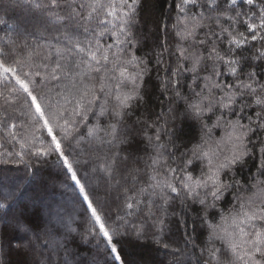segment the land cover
I'll return each instance as SVG.
<instances>
[{"label": "snow or ice", "instance_id": "6c2138e0", "mask_svg": "<svg viewBox=\"0 0 264 264\" xmlns=\"http://www.w3.org/2000/svg\"><path fill=\"white\" fill-rule=\"evenodd\" d=\"M243 2L254 10L241 13L237 10L240 0H226L223 11L220 0H180L178 7L183 15L172 28L181 41L191 43L188 47L175 46L174 67L162 59L163 53L157 54L159 71L165 73L159 79L168 107L151 121L136 120L135 126L129 125L128 119L145 101V78L151 74L148 61L135 52L140 41L134 28L140 23L142 0H8L3 5L5 10L21 6L42 9L44 23L43 30L33 26L42 42L29 33V38L19 43L9 39L7 50L0 47V85L7 92L5 95L0 90V97L6 104L22 100L26 112L21 114L28 117L27 125L21 124L18 129L5 108L0 113V128L6 129V139L19 144V162L30 164L26 155L58 159L68 180L78 188L85 212L90 214L88 236L103 239L110 264H126L123 238L134 236L139 240L146 231L143 224L131 225L133 231L129 233L125 223H109V216L81 177V161L74 157L72 141L79 145L87 140L101 148L107 145L110 151L98 157V168L109 178L117 174L120 165L126 169L124 215L118 214L116 220L125 221L127 216L142 213L153 218V226L162 234L165 216L156 212L166 213L175 194L181 204L203 206L200 219L210 231L207 244L200 250L205 257L201 264H264V179L245 188L234 175L257 149L258 173L264 177V138H260L264 133V0ZM196 7L206 8L207 14L193 12ZM233 11L234 15L230 14ZM222 18L228 22L227 27L221 23ZM5 23L0 16V24ZM240 24L245 31L239 29ZM51 26L55 27L46 35ZM201 31L204 38H199ZM106 36L113 38L111 43L103 39ZM246 51L252 54L246 55ZM186 73L192 80L188 95L182 94L181 81ZM225 76L231 81H225ZM180 101L184 103L182 112L177 106ZM208 113L216 117L211 127L205 121ZM231 115L235 119L227 118ZM90 116L95 124L88 123ZM102 118L105 124H101ZM188 118L200 122L203 135L180 154L173 167L163 158L161 149H175L176 126ZM220 127L225 135L214 141L212 129ZM138 128L155 150L143 170L138 166L140 158L133 153L126 149V154L111 151L118 145H131ZM149 129L154 135H147ZM38 132L50 139L45 142L36 135ZM162 134L166 141H162ZM254 138L259 144L253 142ZM197 164L203 167L200 176L194 177L193 165ZM242 188L251 194H238L233 211L221 215L222 223H211L208 211L229 189L239 193ZM153 197L162 202L158 208ZM185 235L189 237L185 244L195 247L191 235ZM162 246L170 247L167 243Z\"/></svg>", "mask_w": 264, "mask_h": 264}, {"label": "trees", "instance_id": "16d2710c", "mask_svg": "<svg viewBox=\"0 0 264 264\" xmlns=\"http://www.w3.org/2000/svg\"><path fill=\"white\" fill-rule=\"evenodd\" d=\"M7 2L8 0H0V16L7 21L5 24H0V47L7 50L10 47L9 39L19 43L22 39L29 38V33L37 37L38 42H42L39 32L35 31L33 26L43 30V10L28 6L9 7L5 10L3 5ZM179 4L180 0H142V5L138 9L140 23L134 31L140 43L135 52L137 56L148 61L151 74L150 77L145 78L147 91L145 101L132 110V115L128 119L129 125L135 126L134 122L138 119L151 121L162 108L167 110L168 98L161 91L159 79L165 73L159 71L161 66L157 64V54L163 53L162 59L166 64L170 62V66L174 67L175 46L182 44L188 47L191 43L181 41L174 35L175 30L172 25L176 24L178 17L183 15L179 11ZM220 4L221 11L225 10L226 0H220ZM237 10L241 13H248L254 9L240 0ZM192 11H204L207 14V9L204 7L192 8ZM230 14L234 15V11ZM221 23L225 27L228 26V22L223 18ZM54 27H49L46 35H49ZM238 27L241 31L246 30L243 24ZM199 38H204L203 31L200 32ZM104 39L112 42L113 38L106 36ZM165 45H167L166 48ZM226 47V44L221 45L222 49ZM245 54L251 55L252 53L246 51ZM221 70H224L223 67ZM224 80L230 82L231 77L225 76ZM181 83L183 85L182 94H190L191 74L186 73ZM198 83L202 86L203 82L198 81ZM0 90H4L7 95L3 85H0ZM168 96H171V93ZM177 106L182 112L183 101H180ZM5 108L18 129L21 124L27 125V115L21 114L26 112L22 100L15 104H6L4 98L0 97V113H3ZM227 118L235 119V116L231 115ZM215 119L212 113L205 116L209 127L215 123ZM100 122L105 124L106 120L102 118ZM244 122L247 123V120ZM88 123L95 124V118L90 116ZM84 131L82 127L80 132ZM175 131L176 136L173 138L175 149H161L163 158L173 167L176 166L180 154L191 149L203 135L200 122L191 118L179 121ZM36 135L45 142L50 139L43 132H38ZM147 135H154V130L149 129ZM224 135L225 131L222 127L212 129L211 136L214 141L221 140ZM260 138H264V133H261ZM166 140L167 137L162 134V141ZM253 142L259 144V139L254 138ZM0 144L3 145L0 147V160L8 161L0 163V264H110L111 256L103 239L88 236V229L91 226L90 214L85 212L86 206L82 203L83 198L79 195L78 188L68 180L58 159L55 156L45 158L26 155L25 160L30 159L31 163L19 162L16 153L20 151V146L6 139L4 128H0ZM71 146L74 150V157L81 161L78 166L81 177L93 194V199L109 216V223L113 221L117 224L125 223L129 233L133 231L131 227L133 224L137 227L143 224L145 228L146 236L142 239L137 240L134 236L123 238L122 256L126 264H201L205 257L201 256L200 250L207 244L210 231L200 219L204 215L203 206L193 203L181 204V198L172 194L173 200L167 206L166 213L156 212L157 216L162 214L165 216L166 226L162 234L153 226V218L142 213L127 216L125 221L116 220L118 214L124 215L122 188L126 183L123 179L126 169L120 165L117 174L109 178L98 168V157L110 151L107 145L101 148L95 142L85 140L79 145L72 141ZM125 149L140 158L138 166L142 170L150 163L149 157L155 155L153 146L148 143L139 128L131 145H118L111 151L126 154ZM253 152L255 155L246 158V163L239 166L234 173L235 179L239 180L245 188L256 183L257 179H264L258 173V150L253 149ZM202 167V164L193 165L194 177L200 176ZM117 181L120 183L117 184ZM127 182L130 183V178ZM229 190L231 191L217 202V206L208 211V219L211 223L220 222L221 215L233 208L238 194L241 196L251 194L243 188L239 193L236 189ZM27 195L31 197L29 196L28 201L25 202L24 198ZM153 200L157 208L162 203L157 197H153ZM46 213L51 214V223L46 220ZM9 221L14 222L15 225ZM124 230L121 229V231ZM186 232L194 239L195 247L192 244H185L189 238L185 235ZM97 239L100 240L99 243ZM157 239L161 240L160 244L156 243ZM163 243H167L170 247L165 249L162 246ZM216 244L220 246L218 241ZM18 245H23V247ZM177 248L180 251L174 252L173 249ZM31 251L34 257L30 255Z\"/></svg>", "mask_w": 264, "mask_h": 264}, {"label": "rangeland", "instance_id": "374dc122", "mask_svg": "<svg viewBox=\"0 0 264 264\" xmlns=\"http://www.w3.org/2000/svg\"><path fill=\"white\" fill-rule=\"evenodd\" d=\"M104 39V38H103ZM104 40H106V41H108V39H104ZM108 43H111V41H109ZM231 190H228L227 192H225V194H224V197L226 196V194L227 193H229ZM253 191H254V189H253ZM250 195V194H249ZM30 196V195H29ZM28 195L27 196H25V198H24V200H25V202H27L28 201V197H29ZM31 197V196H30ZM223 197V198H224ZM59 198V197H58ZM60 199V198H59ZM60 201H62V200H60ZM62 203H64V204H67L66 202H64V201H62ZM236 204V202L234 203V205ZM234 207V206H233ZM48 210L50 209V208H47ZM233 211V208L232 209H230V211H228L227 213H225V214H223V215H225V216H227V215H229L231 212ZM45 218H46V220L49 222V223H51V214L50 213H46V216H45ZM11 220V219H10ZM12 221V220H11ZM9 223H13L14 224V222H10L9 221ZM220 223H222V220L220 219V222L218 223V224H220ZM15 225V224H14ZM24 234V233H23ZM30 253V255L32 254L33 255V257H34V254H33V252L31 251V252H29Z\"/></svg>", "mask_w": 264, "mask_h": 264}]
</instances>
